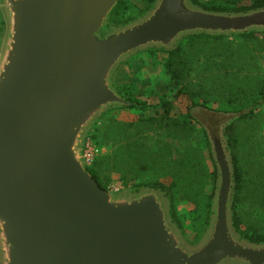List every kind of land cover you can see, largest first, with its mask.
I'll return each mask as SVG.
<instances>
[{
  "label": "water",
  "instance_id": "obj_1",
  "mask_svg": "<svg viewBox=\"0 0 264 264\" xmlns=\"http://www.w3.org/2000/svg\"><path fill=\"white\" fill-rule=\"evenodd\" d=\"M119 0H0V264H264V241L234 222L227 128L248 112L200 106L217 180L209 222L191 243L166 191L110 192L82 150L103 113L133 103L116 85L143 51H173L193 35L264 32V6L215 11L154 0L116 23Z\"/></svg>",
  "mask_w": 264,
  "mask_h": 264
},
{
  "label": "trees",
  "instance_id": "obj_2",
  "mask_svg": "<svg viewBox=\"0 0 264 264\" xmlns=\"http://www.w3.org/2000/svg\"><path fill=\"white\" fill-rule=\"evenodd\" d=\"M193 1L206 9L215 11L239 12L264 6V0H247L246 4H242L244 0ZM146 2V7L136 16L149 9L154 0H146ZM128 4V0H119L113 12V20L116 23H126L136 17L132 15ZM260 35L264 36V32L251 31L232 36L193 35L185 38L177 49L161 51L169 55L165 69L170 75V84H173L174 88H179L177 94H184L191 98L195 106L199 105L200 96L208 95L207 93L215 95L216 91H219V94H227V100L231 104L250 103L248 112L237 120L244 121L255 117L258 114L259 101H264V80L260 79V75L256 73V78L251 77L248 80V87H238L239 84L235 86L233 78L238 83L242 81L239 77L241 72L251 70L247 67L246 56L252 53L250 43L258 40ZM195 42H204L206 46L208 42H211L217 47L211 48V53L205 56L199 66L202 68L197 70L199 77L191 78L194 68L188 66L186 57L188 51L185 45ZM248 77L250 73H246L244 79ZM197 78L198 81L195 82ZM218 87L222 91L218 90ZM118 89L133 103L123 108H135L141 113L138 119L133 121H120L109 117L112 111L120 107L112 108L102 114L87 138H92L96 144L106 147V151L98 155L92 165L87 166L88 170L107 190L113 181V175L118 174L126 187L133 184L134 189L150 186L166 191L172 200L173 217L185 234L187 223L181 216L177 203L182 200L195 203L197 211L194 227L198 229L195 242L198 241L209 222L211 201L217 180L216 166L205 130L191 113L186 116L176 114L174 102L167 92L161 93L155 89L146 88L139 94L133 95L129 89L122 90L119 87ZM204 106L210 108L207 104ZM237 120L231 123L226 131L235 167L234 222L237 230L244 237L254 242H261L264 241V231L260 233L258 229L253 228V232H248L241 228L242 218L238 202L243 185L241 167L236 153V146L241 142L235 125ZM196 122L203 132L201 147L208 150L212 167L207 165L203 149L191 145L190 137L184 133L187 130L195 132ZM151 131H161L162 138L153 140L148 135ZM175 141H182L181 149L175 148Z\"/></svg>",
  "mask_w": 264,
  "mask_h": 264
},
{
  "label": "rangeland",
  "instance_id": "obj_3",
  "mask_svg": "<svg viewBox=\"0 0 264 264\" xmlns=\"http://www.w3.org/2000/svg\"><path fill=\"white\" fill-rule=\"evenodd\" d=\"M247 2V0H244L242 1V4H246ZM128 3V5L131 7L130 10H132V15L134 14L135 16L147 5L146 0H128ZM3 25L2 14L0 11V33L2 31ZM216 47L217 45H213L211 42H208L207 46L204 42H195L193 44L188 43L185 45V48L188 51L186 55L189 63L188 66L194 68V71L191 73V78L199 77V72H197V70L202 68L199 66H201L205 56L211 53L212 49ZM250 47L252 53L246 56V58L248 59L247 64L249 65H247V67H250L251 70H249V72L242 71L239 75L242 81H239L238 83H236V79L233 78L235 86L236 84H239L238 87H248V80H250L251 77L256 78L257 74L260 75V79L264 80V36L260 35L258 40H256L254 43H250ZM168 58V54L161 51L157 52L156 50L138 53L137 55L133 56V58H131L128 63L120 67L115 79L116 85L122 90H131L133 95L139 94L143 90H146V88L155 89L161 93L167 92L174 102V112L178 115L186 116L191 111H193L195 108V103L187 95L177 94L179 88H174L175 86L170 84V75L167 74L165 69V63L168 61ZM246 73H250V77L244 79ZM232 77L234 76L232 75ZM197 81L198 78L195 80V82ZM217 89L219 90L221 88L218 87ZM207 94L208 95L204 94L198 98L199 105L196 106H204V104H207V106H209L211 109H217L224 112L247 109L250 106V103L247 104L246 102L244 104H231L227 100V94H219V91H216L215 95H210L209 93ZM206 99L211 100L207 101ZM257 112L258 114L255 117L246 119L244 121L237 120L235 123L238 128V136L241 140V142L236 146V153L238 155L239 164L241 167L243 185L238 206L242 218L241 228L248 232H253V228H256L258 229V232L262 233L264 231L263 100L259 101ZM140 113V110L135 108L120 107L112 111L109 117L120 121H133L138 119ZM195 124V132L192 130H187L184 133L190 137L191 145L203 149L204 156L206 158L205 161L209 167H212L208 156V150L206 148L204 149V147H201L203 132L200 128V125L197 124V122ZM148 135L155 141L162 138L161 131H151ZM166 140L172 141L169 138H166ZM181 142H174L176 149L179 147L180 149L182 148ZM105 151L106 147H101L100 145L96 144L92 138H90L85 141L82 150V156L84 157L91 152H97L96 155H100ZM112 178L113 181L108 187L110 192L126 193L127 190H132L135 188L133 184H130L126 187L120 180L118 174H114ZM177 207L181 216L187 223V239L193 243L196 240V234L198 230L194 227L196 223L195 215L197 206L193 202L182 200L177 203Z\"/></svg>",
  "mask_w": 264,
  "mask_h": 264
},
{
  "label": "built area",
  "instance_id": "obj_4",
  "mask_svg": "<svg viewBox=\"0 0 264 264\" xmlns=\"http://www.w3.org/2000/svg\"><path fill=\"white\" fill-rule=\"evenodd\" d=\"M88 139H90V138H87V140ZM96 153L91 152L88 155H85L83 157L84 158V161H85V163H86L87 166L91 165L94 162L95 158L98 156V155H96Z\"/></svg>",
  "mask_w": 264,
  "mask_h": 264
},
{
  "label": "flooded vegetation",
  "instance_id": "obj_5",
  "mask_svg": "<svg viewBox=\"0 0 264 264\" xmlns=\"http://www.w3.org/2000/svg\"><path fill=\"white\" fill-rule=\"evenodd\" d=\"M199 107H200V106H195V108H194L193 111H191V112H195ZM191 112H190V113H191Z\"/></svg>",
  "mask_w": 264,
  "mask_h": 264
}]
</instances>
